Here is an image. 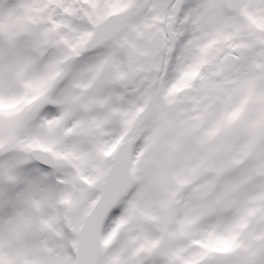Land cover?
Here are the masks:
<instances>
[{
  "label": "snow or ice",
  "instance_id": "1",
  "mask_svg": "<svg viewBox=\"0 0 264 264\" xmlns=\"http://www.w3.org/2000/svg\"><path fill=\"white\" fill-rule=\"evenodd\" d=\"M0 264H264V0H0Z\"/></svg>",
  "mask_w": 264,
  "mask_h": 264
}]
</instances>
